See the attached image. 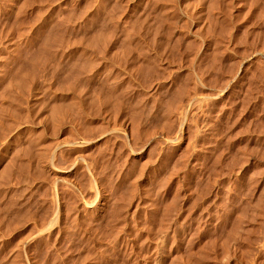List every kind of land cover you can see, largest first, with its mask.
<instances>
[{"label": "rangeland", "instance_id": "rangeland-1", "mask_svg": "<svg viewBox=\"0 0 264 264\" xmlns=\"http://www.w3.org/2000/svg\"><path fill=\"white\" fill-rule=\"evenodd\" d=\"M139 1L0 0V264H264V0Z\"/></svg>", "mask_w": 264, "mask_h": 264}, {"label": "bare ground", "instance_id": "bare-ground-1", "mask_svg": "<svg viewBox=\"0 0 264 264\" xmlns=\"http://www.w3.org/2000/svg\"><path fill=\"white\" fill-rule=\"evenodd\" d=\"M139 1V0H138ZM154 1V0H153ZM159 1V0H158ZM157 1V2H158ZM165 1V0H164ZM164 1H163V3H164ZM172 1V0H171ZM176 1V0H175ZM200 1V0H199ZM96 2V1H95ZM140 2V1H139ZM156 2V1H155ZM154 2V3H155ZM250 2V1H249ZM99 3V2H98ZM170 3V2H169ZM175 3V2H174ZM173 3V4H174ZM176 3H177V1H176ZM101 4V3H100ZM158 4H159V2H158ZM166 4V3H165ZM171 4V3H170ZM96 5V4H95ZM178 5V4H177ZM199 5V4H198ZM247 5V4H246ZM101 9L102 8H104V7H101L100 5H98ZM162 6H163V4H162ZM165 6V5H164ZM168 6V5H167ZM183 6H184V4H183ZM262 6V5H261ZM99 7L98 8H96V9H99ZM157 7V6H156ZM166 7V6H165ZM185 7V6H184ZM197 7V6H196ZM180 8V7H179ZM181 9H183V8H181ZM184 10V9H183ZM98 11V10H97ZM249 11V10H248ZM251 11V10H250ZM121 13V12H120ZM176 13V12H175ZM123 14V13H122ZM172 14H174V13H172ZM259 15V14H258ZM176 16H177V14H176ZM259 31V30H258ZM257 33V32H256ZM255 33V34H256ZM259 33H261V32H259ZM260 35V34H259ZM128 36V35H127ZM262 36V35H261ZM264 36V35H263ZM126 37V36H125ZM130 40V39H129ZM125 41V40H124ZM123 42V41H122ZM128 42V41H127ZM114 43V42H113ZM126 43V42H125ZM131 43V42H130ZM118 44V43H117ZM117 44H116V47H119V46H121V45H118L117 46ZM124 44V43H123ZM129 45V44H128ZM135 45V44H134ZM126 46V45H125ZM132 46V45H131ZM159 46V45H158ZM113 47V46H112ZM116 47H113V48H115L116 49ZM122 47H124V45H122ZM122 47H119L118 49H116L118 52L121 50V48ZM134 47V46H133ZM126 48H127V50H126ZM126 48H125V50H123L122 49V51H125L126 53H128V56H129V53L131 52V49H130V47L128 46H126ZM159 48V47H158ZM109 49V48H108ZM107 48H104L103 49V54L106 52V53H108V54H110L109 52H111V56L113 55V56H115L116 57V55L115 54H117V52L114 54V52L116 51L115 49H113L112 51H109V50H111V49H109L108 50ZM120 49V50H119ZM160 49H162L161 47H160ZM159 49V50H160ZM115 50V51H114ZM138 50V49H137ZM143 50V49H142ZM156 50H157V48H156ZM122 51H120V53H123ZM153 51V50H152ZM257 51H259V49L257 50ZM257 51H254L253 52V54H251V55H249L247 58H245L244 60H242L241 61V63H240V66L239 67H243V65L245 64V62H248L250 59H251V56H252V58H255V57H257V55H258V52ZM133 52V51H132ZM137 53H138V51H136ZM141 52V51H140ZM260 52V51H259ZM263 52V51H262ZM97 53V52H96ZM119 53V54H120ZM124 54V53H123ZM121 55V56H124V55ZM133 54V53H132ZM142 54V53H141ZM139 55V56H141L143 59H144V61L146 60V64L148 65L147 67L148 68H146L147 70H149L152 66H153V61H154V59L155 58H153V56H151V55H146V54H142V55ZM159 54V53H158ZM99 55H100V53H99ZM136 55V54H135ZM264 55V54H263ZM107 56V55H106ZM105 56V57H106ZM111 56H109V58L111 57ZM121 56H117V57H120L119 59H122V57ZM132 56V55H131ZM260 56H261V54H260ZM260 56H258L257 58H259ZM116 57V58H117ZM130 57V56H129ZM155 57V56H154ZM108 58V59H109ZM114 58V57H113ZM261 58V57H260ZM110 59H112V57L110 58ZM118 59V58H117ZM256 59V58H255ZM102 60V59H101ZM114 60V59H113ZM252 60V59H251ZM35 61V60H34ZM97 61V60H96ZM257 61H258V59H257ZM117 62V61H116ZM259 62V61H258ZM35 67H36V64H35V62H33V63H31V70L32 71H35ZM146 67V66H145ZM142 68V67H141ZM244 68V67H243ZM145 70V69H144ZM147 70H145L146 72H147ZM97 71H98V69H97ZM104 71V70H103ZM145 71H144V73H145ZM95 72V71H94ZM90 73V72H89ZM236 75V74H235ZM234 75V76H235ZM234 76H232V79L233 78H235ZM184 79H183V81L181 82V83H177V81H176V83H175V90L173 89V92H174V102H175V106H177L178 107V109L174 106V102H173V100L172 101H170V106H169V104H167L168 105V111H170L169 110V108H172L173 106V109L174 108H176V110H178L177 112V120H178V129H176L177 130V132L180 134L181 132H182V130H183V127H184V124H185V116L187 115V113H188V111H189V109L191 108V107H193L194 105H196V104H200L203 100H207V99H205V97H207L206 95H208V94H205V97H202V96H200L198 93H197V91L194 89L195 88V85L193 86V85H190L187 89H186V83H188V81H189V79H188V77H187V75H184V77H183ZM37 82V80H34V78L32 79H30V82L28 81V79L26 78V76H23V75H21L18 79H16L15 80V82H12L11 84H9L8 86H5L7 89L9 88L10 90H11V92H12V90H13V87L15 88V91H14V94H16V98H17V101L19 102V101H21L22 99H23V95H22V92L23 91H25V90H27L28 89V87L30 86V84H33V86H36V88H38L39 86H38V84L36 83ZM179 84H181V85H179ZM196 84V83H195ZM198 84V83H197ZM202 84V83H201ZM177 85V86H176ZM188 86V85H187ZM192 86V87H191ZM226 86V85H225ZM187 90H189L187 93H186V91ZM36 91H37V89H36ZM222 91V90H221ZM220 91V92H221ZM172 92V93H173ZM219 91L216 93V97L217 96H219V93H220ZM186 93V94H185ZM25 95V94H24ZM36 95V94H35ZM34 95V96H35ZM172 96V95H171ZM171 96H170V98H171ZM209 96V95H208ZM210 96H212L211 94H210ZM172 97V98H173ZM214 97V96H213ZM169 98V99H170ZM209 98V97H208ZM215 98V97H214ZM210 99V98H209ZM171 100V99H170ZM169 102V101H168ZM172 102V103H171ZM205 103H206V101H205ZM55 104V103H54ZM57 104V103H56ZM204 104V103H203ZM202 104V105H203ZM166 105V106H167ZM165 109V108H164ZM172 110V109H171ZM166 111V110H165ZM171 112V111H170ZM165 113V112H164ZM163 116V115H162ZM165 116V115H164ZM156 117V116H155ZM167 118H170V114H169V117H167ZM171 119V118H170ZM169 119V120H170ZM170 121H172V120H170ZM173 122V121H172ZM172 122H170L171 123V125L170 126H172V124L174 123H172ZM176 123V124H177ZM114 128V127H113ZM112 130V129H111ZM110 130V131H111ZM5 132H6V130H5ZM9 132V131H8ZM11 132V131H10ZM9 132V133H10ZM106 132H108V131H106ZM105 132V133H106ZM117 132H119V131H117ZM7 133V132H6ZM8 133V134H9ZM104 133V132H103ZM110 133V132H109ZM116 133V132H115ZM120 134V133H119ZM118 134V135H119ZM6 135V134H5ZM116 135V134H115ZM103 136H104V134H103ZM178 137V135L177 134H175V136H172V137H169L168 139L169 140H174L175 141V139ZM207 137V136H206ZM14 138V137H13ZM99 138V137H98ZM167 138V137H166ZM208 138V137H207ZM210 138V137H209ZM167 139V140H168ZM178 139V138H177ZM204 139H206V138H204ZM76 140V139H75ZM96 140V139H95ZM207 140V139H206ZM67 144L69 143V144H72V146L74 145V149L78 152V154H77V156H76V159L74 160V161H72L71 163H69V165H67L66 166V168L68 167H71L72 165H73V163L75 162L76 163V160H77V158H80L81 160H83L82 158H81V156H80V150L83 148V150H84V147H88L92 142L94 143V138H85V137H81L79 140H77V141H71V140H69V142H68V140L67 141H65ZM177 142V141H176ZM209 141H207V143H208ZM65 143V144H66ZM187 143V142H186ZM61 146H62V143H57V144H55V146H54V151L55 150H57L58 148H60L61 149ZM68 146V145H67ZM71 146V145H70ZM145 146V145H144ZM64 147V146H63ZM73 148V147H72ZM53 149V148H52ZM136 149V148H135ZM53 151V150H52ZM58 151V150H57ZM208 151V150H207ZM82 152V151H81ZM54 153V152H53ZM42 155V154H41ZM83 156V155H82ZM42 157H43V155H42ZM84 157V156H83ZM85 158V157H84ZM80 159H78V160H80ZM85 161V160H84ZM46 162V161H45ZM48 163V162H47ZM51 163V162H50ZM74 163V164H75ZM52 164V163H51ZM85 164V163H84ZM254 164H255V161H249V160H246L245 159V161L243 162V165L241 166V165H239L238 167H240V170H238L239 168L237 167V171H239L240 172V174L241 175H245L246 173H247V171H250V172H252L251 170L253 169V166H254ZM47 165V164H46ZM51 166V165H50ZM74 166V165H73ZM87 167V166H86ZM57 168H59V167H57ZM65 168V167H64ZM88 168H89V165H88ZM70 169V168H69ZM59 171H63L62 170V167H60V169H59ZM91 172V171H90ZM249 173V172H248ZM238 175H239V173H238ZM62 177V176H61ZM91 179V178H90ZM93 179V178H92ZM94 179H95V177H94ZM56 180H58V175H57V177H56ZM94 181V180H93ZM92 181V182H93ZM95 181H98V179H96ZM91 182V183H92ZM94 184V183H93ZM92 184V185H93ZM95 185V184H94ZM98 185V184H97ZM92 187V186H91ZM93 190H94V188H93ZM96 190V189H95ZM58 191V190H57ZM56 192V191H55ZM96 192V191H95ZM101 192V191H100ZM57 193V192H56ZM58 195H59V193H58ZM95 195V194H94ZM60 196V195H59ZM59 196H57V194H55V196H53L54 197V199H53V197H52V199H53V208H52V218H50L51 220L53 219V217L54 216H56L58 213H60V212H62V209H61V207H60V205H59V203L58 202H60L59 200ZM97 196H98V192H97ZM62 200V199H61ZM87 200H89V199H87ZM88 202V201H87ZM92 203H90V201H89V203H90V205L91 204H93L94 203V201H93V199H92V201H91ZM83 203V202H82ZM95 204V203H94ZM69 206H71V205H69ZM84 206V205H83ZM85 206H86V202H85ZM84 206V207H85ZM67 207V206H66ZM95 207V206H94ZM68 208V207H67ZM61 209V210H60ZM92 209V208H91ZM101 210V209H100ZM99 210V211H100ZM69 212V211H68ZM91 212H93V211H91ZM93 215V214H92ZM96 216V215H95ZM90 220V219H89ZM88 220V221H89ZM92 221V220H91ZM90 221V222H91ZM85 226V225H84ZM109 227V226H108ZM85 228V227H84ZM83 229V228H82ZM86 229V228H85ZM43 230V229H42ZM156 238V237H155ZM163 238V237H162ZM158 239H159V237H158ZM158 242V241H157ZM164 248H166V247H164ZM160 254V253H159Z\"/></svg>", "mask_w": 264, "mask_h": 264}]
</instances>
